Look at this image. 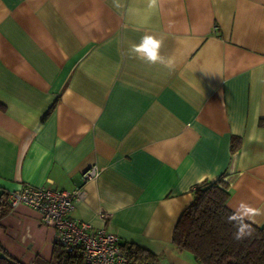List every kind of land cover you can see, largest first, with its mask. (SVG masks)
Listing matches in <instances>:
<instances>
[{
  "label": "crops",
  "instance_id": "1",
  "mask_svg": "<svg viewBox=\"0 0 264 264\" xmlns=\"http://www.w3.org/2000/svg\"><path fill=\"white\" fill-rule=\"evenodd\" d=\"M125 6L141 12L112 0H0V194L71 190L95 164L72 218L157 264H198L172 242L198 183L222 178L227 207L246 202L260 212L248 221L264 224V0ZM146 34L163 40L171 70L129 55ZM4 209L0 247L22 264L51 260L55 232L39 212Z\"/></svg>",
  "mask_w": 264,
  "mask_h": 264
},
{
  "label": "trees",
  "instance_id": "2",
  "mask_svg": "<svg viewBox=\"0 0 264 264\" xmlns=\"http://www.w3.org/2000/svg\"><path fill=\"white\" fill-rule=\"evenodd\" d=\"M237 139H232L235 148ZM193 199L182 211L172 234L173 244L180 250L193 255L198 264H264V226L250 221L251 237L236 241L234 224L229 222L233 214L227 205L229 190L222 178L204 180L192 189ZM6 196V197H5ZM7 194H0V214L4 212ZM264 225V224H262ZM127 253L126 264H157V256L150 251L129 243L121 244ZM0 264H22L10 257L0 247ZM52 259L46 261L36 257L31 264H86L81 252H67L54 242Z\"/></svg>",
  "mask_w": 264,
  "mask_h": 264
},
{
  "label": "built area",
  "instance_id": "3",
  "mask_svg": "<svg viewBox=\"0 0 264 264\" xmlns=\"http://www.w3.org/2000/svg\"><path fill=\"white\" fill-rule=\"evenodd\" d=\"M99 172L92 164L80 174V184L71 190L55 189L48 185H22L7 193L10 209L19 204L39 212L40 223L53 228L55 241L67 252L79 250L86 264H126L127 253L119 238L105 227L94 228L89 223L70 216L74 204L84 197V184ZM106 218L107 214L102 213Z\"/></svg>",
  "mask_w": 264,
  "mask_h": 264
},
{
  "label": "clouds",
  "instance_id": "4",
  "mask_svg": "<svg viewBox=\"0 0 264 264\" xmlns=\"http://www.w3.org/2000/svg\"><path fill=\"white\" fill-rule=\"evenodd\" d=\"M146 9L148 12H154L160 6L161 0H145ZM112 5L115 9H125L127 14L135 16L141 12L140 8L125 6V0H112ZM163 40L153 35H144L138 43L131 44L129 55L138 59L149 66L162 65L171 70L174 66L173 58L162 53ZM260 212L253 209L246 202L241 201L233 210V214L229 217V222L234 224L236 231L233 233V238L236 241H242L251 237L252 229L247 220L252 219Z\"/></svg>",
  "mask_w": 264,
  "mask_h": 264
},
{
  "label": "water",
  "instance_id": "5",
  "mask_svg": "<svg viewBox=\"0 0 264 264\" xmlns=\"http://www.w3.org/2000/svg\"><path fill=\"white\" fill-rule=\"evenodd\" d=\"M262 226H264V225H260V227H262Z\"/></svg>",
  "mask_w": 264,
  "mask_h": 264
}]
</instances>
